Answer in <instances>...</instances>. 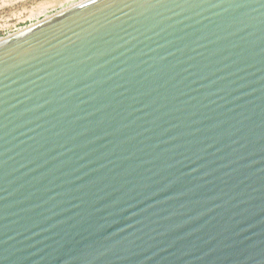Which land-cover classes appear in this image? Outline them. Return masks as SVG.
Masks as SVG:
<instances>
[{"label": "water", "instance_id": "water-1", "mask_svg": "<svg viewBox=\"0 0 264 264\" xmlns=\"http://www.w3.org/2000/svg\"><path fill=\"white\" fill-rule=\"evenodd\" d=\"M0 264H264V0H84L1 38Z\"/></svg>", "mask_w": 264, "mask_h": 264}, {"label": "rangeland", "instance_id": "rangeland-1", "mask_svg": "<svg viewBox=\"0 0 264 264\" xmlns=\"http://www.w3.org/2000/svg\"><path fill=\"white\" fill-rule=\"evenodd\" d=\"M84 0H0V39Z\"/></svg>", "mask_w": 264, "mask_h": 264}, {"label": "bare ground", "instance_id": "bare-ground-1", "mask_svg": "<svg viewBox=\"0 0 264 264\" xmlns=\"http://www.w3.org/2000/svg\"><path fill=\"white\" fill-rule=\"evenodd\" d=\"M76 5V4H75ZM72 6V5H71ZM74 6V5H73Z\"/></svg>", "mask_w": 264, "mask_h": 264}]
</instances>
